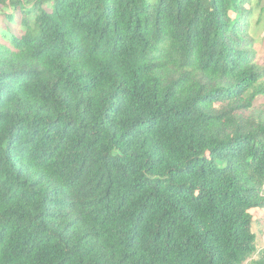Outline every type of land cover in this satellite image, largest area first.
<instances>
[{"label":"trees","instance_id":"1","mask_svg":"<svg viewBox=\"0 0 264 264\" xmlns=\"http://www.w3.org/2000/svg\"><path fill=\"white\" fill-rule=\"evenodd\" d=\"M255 15L264 0H0V264H245Z\"/></svg>","mask_w":264,"mask_h":264},{"label":"rangeland","instance_id":"2","mask_svg":"<svg viewBox=\"0 0 264 264\" xmlns=\"http://www.w3.org/2000/svg\"><path fill=\"white\" fill-rule=\"evenodd\" d=\"M260 24L261 27L258 26L257 15H255L251 24L250 34L255 37V59L264 67V22ZM251 213L253 215L252 231L257 238V251L245 264H253L258 258L259 252L264 249V209L253 210Z\"/></svg>","mask_w":264,"mask_h":264}]
</instances>
